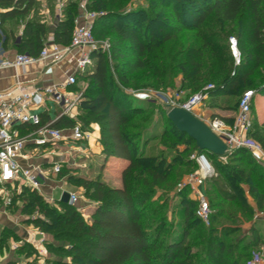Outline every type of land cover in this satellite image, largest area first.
<instances>
[{"label": "trees", "instance_id": "obj_1", "mask_svg": "<svg viewBox=\"0 0 264 264\" xmlns=\"http://www.w3.org/2000/svg\"><path fill=\"white\" fill-rule=\"evenodd\" d=\"M127 1L87 3L88 9L105 13L94 22L93 33L98 38L102 27L111 32L110 58L119 67L122 84L156 91L178 85L175 90L185 92L186 98L200 91L204 83L213 82L206 102L210 109H229L224 98L241 88L264 91V0H183L181 4L177 0H153L155 4L145 8L115 9ZM38 4V0H0L5 9L0 26L4 44L9 38L14 40L7 22L15 23L27 15L16 50L38 53L49 29L40 21ZM78 11L75 0L65 1L62 18L53 31L56 42H70ZM186 30L194 35L185 38L182 32ZM230 36L236 38L241 56L236 66L229 49ZM93 58L90 70L78 77L87 81L79 108L92 122L99 123L104 153L125 159L128 164L121 171L120 187L106 188L102 183L94 187L96 194L92 198L99 205L90 223L74 205L59 200L57 207H49L36 190L23 187L50 218L33 223H41L60 242L57 248L51 241L46 247L68 253L75 264H244L255 247L264 246L262 219H254L256 211H264V166L245 147L232 150L224 161L200 151L193 139L172 125L163 102L141 99L158 111L152 128L144 126L154 113L147 111L144 104L134 103L136 97L110 86L104 52H94ZM211 115L219 116L216 112ZM138 116L141 124L133 126L131 122ZM219 117L227 122L234 119ZM47 122V117L42 116L41 123ZM74 123L62 116L51 125L70 127ZM251 124L250 137L264 149V121L253 116ZM128 127L136 130L130 132ZM152 140H158L159 145L148 146ZM182 142L185 145L180 149L177 144ZM193 152L217 162L216 175L209 180L216 185L222 175L237 191L207 188L211 204L208 203L213 208L209 225L195 214L196 200L186 196L185 188L173 190L183 176L197 168L190 158ZM85 185L91 188L89 183ZM171 193L181 205L173 207L170 219L162 211ZM107 194L115 198L104 202ZM161 198L164 200L159 203ZM59 207L62 211L57 210ZM174 214L179 216L176 221ZM145 216L153 220L152 226L144 225ZM244 221L253 222L246 235L228 242L227 238L242 230ZM173 222L175 226L170 228ZM167 229L169 234L164 236ZM67 240L70 248L65 247ZM203 245L204 255L198 260L191 248Z\"/></svg>", "mask_w": 264, "mask_h": 264}, {"label": "built area", "instance_id": "obj_2", "mask_svg": "<svg viewBox=\"0 0 264 264\" xmlns=\"http://www.w3.org/2000/svg\"><path fill=\"white\" fill-rule=\"evenodd\" d=\"M62 2L58 3V8ZM78 14L74 17V26L71 32L70 42L61 44L49 37L44 40L43 45L37 54H30L27 51H14L10 54L7 44H4V36L1 33L0 39V69L14 68L22 73L27 67L39 62L46 63L42 74L51 72L50 67L60 68L64 79L59 82L44 83L39 79L27 84L18 79L15 74L16 83L13 87L0 90V184L18 182L21 187H28L37 190L40 187V177L57 174L60 171L59 163H54L51 170H47L40 163H30L28 160L38 156L42 148L47 145L66 143L69 149H77L76 142L88 140L89 131L74 123L70 127H53L52 122L41 123L40 114L47 112V103L52 104L58 110V117H68L75 120L77 109L82 100L83 94L69 91L71 86H76L79 75H82L94 64V52H108L109 44L106 41L97 39L93 33V25L96 19L104 15V12L87 8L86 1L78 5ZM4 8L0 6V26L2 25V13ZM229 49L234 60V65L240 63V51L237 47V40L234 36L229 37ZM212 84L206 85L200 91L190 97L182 99V91H174L167 95L163 91H152L138 95L144 99L163 102L168 108L173 106L183 107L193 112L203 120L210 129L215 132L227 145V151L245 147L264 166V149L250 137L251 117L250 104L254 96L253 90H245L238 102V110L231 123H228L219 116H205L202 112H196L197 107L208 97V90ZM30 125L27 134L21 135L19 127ZM34 145L28 149V145ZM226 158V157H224ZM199 170L189 175L184 184H190L193 188V198L196 200V215L201 221L209 225L211 209L206 197L198 190L209 175L211 167L205 155L197 158ZM181 185H179V188ZM68 203L76 204L78 195L75 192H68ZM8 201H5V204ZM49 204L54 205L55 201L50 198ZM260 215H264L260 212ZM30 231L27 240L31 239ZM16 248V245L13 246ZM244 264H264L263 250H254L250 258Z\"/></svg>", "mask_w": 264, "mask_h": 264}, {"label": "rangeland", "instance_id": "obj_3", "mask_svg": "<svg viewBox=\"0 0 264 264\" xmlns=\"http://www.w3.org/2000/svg\"><path fill=\"white\" fill-rule=\"evenodd\" d=\"M60 1L62 2V6L60 7V9L57 8V11L62 13V7L65 4L66 0H53V1L51 0V3L54 5L55 4L58 5V3H60ZM75 1H76V3H78V5L82 1H86V3H88V0H75ZM177 1L179 3L180 2L182 3L183 0H177ZM49 3H50V1H49ZM149 3L151 5L155 4L153 2V0H128L124 6L116 5L115 9H121L122 7L124 10L139 9V7L145 8L149 5ZM38 11H39V9L37 10V12ZM149 12L154 13L153 10H151ZM29 15H31V14H29ZM37 17H38L37 15L34 16L35 19ZM27 18H28V16L26 15V16L18 19L15 23L7 22L6 25L11 26L12 30H16L17 27L20 24H23ZM99 30H98V32L101 34H99L100 36H98V38L97 37L96 38L99 40H102V41H106L109 44V50H108V52H105V58L107 59L108 82H109L110 86L115 88V90L117 92L120 91V92L128 95L129 97H136L139 101L135 100L134 103H138L140 105L144 104L145 107H148L147 111L153 112L154 115L149 119V121L146 124H144V126L148 127L149 129L152 128V126L154 125V122H155V117H157V115H158L157 107L147 106L141 100L142 98L140 96H141V94L150 93V92L156 91V90L153 88H150V87L134 88V87H129V86L121 83V81L119 80V76H118L119 67H117L116 62L112 61L110 58V40H111L112 34L110 31H108L107 29H105L103 27L99 28ZM182 34L184 35L185 38H188L189 36L194 35L193 32L189 31V30L183 31ZM233 66H235L234 63H233ZM230 72H231V69H230ZM233 73L234 72H232L231 74H233ZM176 82L178 83V80H176ZM212 83L213 82H206L203 84L204 86L202 85L203 87L202 86L201 87L204 88L206 85L212 84ZM86 87H87V81L80 79V80H78L76 86H71L69 88V91L72 92L73 95H75V92H81L83 94ZM177 88H178V85L173 87V88L168 87V88H165V89L160 90V91H163L167 95H170L174 91H177V90H175ZM243 90L244 89L241 88L239 90V92H237L236 94L227 95L224 98L225 101L229 104L230 108L228 110L235 111V113L237 112L239 99H240L242 93L245 91V90L244 91ZM246 90H249V89H246ZM250 90L254 91V96L257 94H260L262 97H264V91L263 92L258 91L257 87H255V88L251 87ZM138 95H140V96H138ZM182 95H183L182 99H184L185 98V92H183ZM204 101L197 107L196 112L199 113V112L206 109L207 100L205 99ZM254 107H253V99H252L251 104H250L251 121L253 120V116H255V113H256ZM207 108L209 110L207 112L212 113V110L209 107H207ZM209 116H212V115H209ZM139 117L140 116H138L137 118L132 120L131 124L133 126H137V125L141 124V122L139 121ZM74 121H75V123L80 124L83 127V129H85V130L86 129H88V130L95 129V127L97 126V129L99 130V133H100L99 123L92 122L91 118L87 114L82 112V110H80L79 107L77 109V114L75 116ZM228 123H231V122H228ZM128 130L130 132H134L136 129L133 127H128ZM153 144L159 145V141L158 140H152L148 143V146L153 145ZM177 145L181 149L184 147L185 144L182 142V143H178ZM98 146L100 148V152L98 154L90 153L87 155H84V154L82 155L80 153H76L75 151H68L69 156L73 159L72 160L70 159V161H67L64 163H62L61 161H58V159H55V161H58L59 165H60V171L56 175L41 176L40 177L41 186L43 187V190H42L43 193H46V189L49 190L50 188L55 187L59 181H61V184H63V187H60L62 190L69 192V189H70V191L75 192L78 195V201L76 202V204H74V207L81 214L83 219L89 223L93 221L94 212L96 211V209L99 205V202L92 198V195L96 194L94 187H96V185L98 183L104 184V186L106 188H117V187L121 186V180H120L121 179V173H120V167L121 166L117 165L116 163H112L109 160L110 156H107V154L104 153L105 147L101 142ZM66 151H67V149H65L63 147L53 146L52 148L49 149L48 153H54V155H58V154L60 155V153H66ZM40 153L41 154L43 153L41 155L42 157L46 154L45 152H40ZM198 157H199V155L197 154V152H193V154L190 155V158H193L195 160V162L197 164V168L195 170L189 172V174L187 173V175L183 176L182 179L176 184L175 188L173 189L174 191L179 192L181 189L185 188L186 189V191H185L186 196L188 198H191V199H194L192 186L190 184H184L183 185L182 183L186 182V180L188 179L190 174L195 173L199 170V164L197 161ZM206 159L208 160V162L210 164L212 172H211V175L206 177L203 184L198 187V190L206 197V199H208L209 203L211 204L209 197H208V193H207L208 189L207 188L213 187L214 189H218L217 187H222L226 191H230L232 193L233 192L237 193V191L231 186V184L222 175L218 176L219 180L216 183V185L211 180H209V178L211 176L216 175L215 173H216V163L217 162H214L213 160L210 161V159L208 157H206ZM217 159L219 161H224L226 158L218 157ZM46 160H48L49 162H53L52 157H49V156L46 157ZM39 163H41V162L39 161ZM48 166H49L48 164L45 166L46 169L49 168ZM85 183H89L91 188L87 189ZM179 185H181L180 189H178ZM245 189H246V187H245ZM32 198H33L32 195H29L28 191L24 190L23 187H20L17 183L10 184L7 186L0 184V209H1L0 210V213H1L0 214L1 215L0 216V256L3 257L4 250L6 252L8 250L7 247L9 248V246H6V242L8 239L9 240L13 239V242L15 240L16 241L19 240L20 236L19 235L17 236L16 232H19L22 235H25V234L28 235V232L30 231V233H32V235L35 233H42L43 234V241H42V239L41 240H35V243H38L39 245L40 244L43 245V248L45 249L46 254L50 258L58 260L57 263L54 262L51 264H75L74 262H72V258H71V256H69L68 253L62 252V251H56L52 247L49 249L46 247L47 246L46 244L51 241L53 243V247L57 248V246L60 245V242L58 241V239L56 240L52 236L51 232L46 231L43 228V226L41 225V223H39V225H36L33 223V221H36L37 219H39V220L42 219V220L48 221L50 218L40 211L41 206L39 204H35L33 202V200H31ZM114 198H115L114 194H107L105 199H104V202L111 201ZM163 200H164V198H161L159 203L160 202L162 203ZM5 201H8V202H6V203H8V204H6L7 205L6 209L2 207V205L4 206L3 203H5ZM178 202L179 201H178L177 196H173V193H171L167 197V202H166V205L164 206V209L162 212L167 213L168 217L171 219V210L173 209V207L177 209V207H179L181 205ZM47 205L49 207L52 206L49 203ZM194 208L196 211V204L193 205V209ZM210 209L213 210V208H210ZM57 210L62 211V208L59 207V208H57ZM262 212L264 213V211H262ZM195 214L193 212L192 216L194 219L197 220ZM178 217L179 216L177 214H174L173 220L176 221L178 219ZM254 219H258V218L254 215ZM142 221H143L145 226H148V225L152 226L153 225V220L150 218V216H145ZM261 222L263 224V220ZM252 223H253L252 221L251 222L250 221L242 222V224H241L242 230L238 233L232 234L229 238H227L228 239L227 241L231 242V241L236 240V238H238V236L246 235V232L248 231V229ZM198 225L201 227H206L205 225L202 226V224H200V223H198ZM174 226H175V222H173V226H171L170 228H173ZM167 230H168V232L165 231L163 233L164 236H166L167 233L169 234V229H167ZM261 233H262V235H264V229L261 230ZM69 241L70 240H67V242L65 243V247H67V248H70ZM261 248L264 250V246H262V245L255 247L254 250H260ZM17 251L19 252L17 255L21 258L29 257V259H34L35 262L39 259L38 250H36L32 247H28L26 245H23L20 249L16 250V252ZM191 251L193 253L197 254L196 256H197V259L199 260L204 255L205 247H204V245H203V247L200 246L198 248H197V246L192 247ZM16 252H15V254H16Z\"/></svg>", "mask_w": 264, "mask_h": 264}, {"label": "crops", "instance_id": "obj_4", "mask_svg": "<svg viewBox=\"0 0 264 264\" xmlns=\"http://www.w3.org/2000/svg\"><path fill=\"white\" fill-rule=\"evenodd\" d=\"M38 2H39L38 14H39L40 21L42 23H45L49 27L48 32L45 36V40H46L49 37H54L53 31H54V28L56 27L57 22L59 20H61L62 13L57 11L58 5H56V4L55 5L52 3L48 4V1H46V0H38ZM4 11H5V9H4ZM32 12L33 11L31 10V15H32ZM6 26L9 27V25H6ZM23 26H24L23 24H20L16 30H12L14 40L9 38L8 42H7V47L10 50V54H12L14 51H18V50H16L15 44L19 43V41L21 39V33L23 30ZM45 66H47V65H46V63H43V62H39L37 64L30 65L29 67H27L25 73H22L19 70H15L14 68H1L0 69V90L11 88L15 85V83H16L15 74L16 73L19 74L18 79L20 81H23L24 83H27V84H30V83L38 80V79L40 82H44V83L59 82V81H62L64 79V74H63L62 70L56 66L50 67V69H51L50 73H48L46 75L42 74V71H43ZM206 100H207V98H206ZM47 107H48V109H47L48 111L41 113L40 116L41 117L45 116V117H47L48 122L54 123L55 121H57L59 119L58 110L55 108V106H53L50 103H47ZM253 107L255 108V111H256L255 116H256L257 120L259 122H263L264 121V97H262L260 94L253 96ZM211 110H212V113L216 112L219 116H222V117H230V118L233 117L234 118V116L236 114L235 111L228 110V109H222V108H214ZM207 111H209V110L206 107V109L201 111V112L205 116H209L212 114V113H208ZM29 129H31L30 125H26V124L21 125L19 127V132L21 135H24V134L28 133ZM88 131H89V135H90L88 140H84L82 142L74 143V146H76L77 149H69V146L64 142L63 143H57L54 146L63 147L65 149H67V151H66V153H60V155L59 154L54 155V153H48L49 149L52 148L53 146L47 145L45 148H42L40 151V152L46 153L43 157L41 156L43 153L42 154L38 153V156H33L32 159L28 160V162L39 163V161H40L41 162L40 164L43 165V167H45L48 164L49 168L47 170H51L54 163H59L58 161H61L62 163H64V162L70 161V159L71 160L73 159L69 156L68 151H75L76 153H80L82 155L83 154L87 155L90 153L98 154L100 152V148L98 146L100 144L99 130L97 129V126H96L95 129H91ZM27 148L33 149L34 145L30 144V145H28ZM48 156L52 157L53 162H49L48 160H46V157H48ZM55 159H58V161H55ZM109 160L112 163H116L117 165L121 166L120 167V173H121L122 169L128 164L127 160L117 158L114 156H110ZM50 175H56V174L49 173V175H45V176H50ZM39 181H40V187L36 190L37 193L39 195H41L46 202H48L50 200V198H53L55 201L54 206L57 207L58 201L60 200L61 195L64 192V190H62L60 188V187H63V184H61V181H59L55 187L50 188L49 190L46 189V193L42 192L43 187L41 186V179ZM15 183L19 184L18 182H15ZM15 183H5L4 185L7 186L10 184H15ZM69 192H70V189H69ZM3 204H4V206L2 205V207L6 209L7 205L5 203H3ZM255 216L258 219L263 220V224L260 225V230L264 229V215H260V211H256ZM16 235L20 236L19 240H17V241L15 240L16 242L15 241L13 242V239L7 240L6 246H9V248L7 247V249L9 251L7 250L5 252V250H4L3 257L0 256V264H8L11 262L14 264H51V263H54L55 261H58L56 259L50 258L46 254V251L43 248V245H41V244L39 245L38 243H35V242L34 243L29 242V240H27V234L22 235L21 233L16 232ZM42 241H43V239H42ZM14 245H16V248L13 247ZM23 245H26L28 247H32V248L38 250L39 259L36 262L34 259H29V257L21 258L17 255L19 252L18 251L16 252V250L21 248ZM260 250H263V249L261 248ZM15 252H16V254H15ZM263 252H264V250H263Z\"/></svg>", "mask_w": 264, "mask_h": 264}, {"label": "water", "instance_id": "obj_5", "mask_svg": "<svg viewBox=\"0 0 264 264\" xmlns=\"http://www.w3.org/2000/svg\"><path fill=\"white\" fill-rule=\"evenodd\" d=\"M167 118L172 125L179 131L184 132L194 140L196 147L200 151H207L219 157H227V145L210 127L193 112L179 106L168 108ZM204 155V154H199ZM69 193L64 191L60 200L68 203ZM32 240L43 239L42 233H35L31 236Z\"/></svg>", "mask_w": 264, "mask_h": 264}]
</instances>
